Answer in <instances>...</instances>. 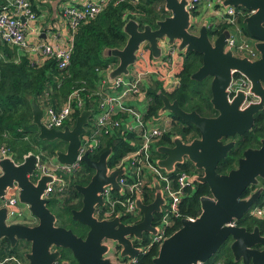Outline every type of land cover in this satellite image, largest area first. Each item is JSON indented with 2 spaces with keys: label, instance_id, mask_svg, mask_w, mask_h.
Wrapping results in <instances>:
<instances>
[{
  "label": "water",
  "instance_id": "obj_1",
  "mask_svg": "<svg viewBox=\"0 0 264 264\" xmlns=\"http://www.w3.org/2000/svg\"><path fill=\"white\" fill-rule=\"evenodd\" d=\"M186 5L187 0H163V9L168 15L156 20L155 27L144 24L139 28L137 21L128 18L122 25L126 35L124 45L101 51L103 57H113L117 61L106 75L109 81L116 76H128V67L134 65L135 53L142 43L147 44L151 58H159V40L176 43L177 51H192L200 56L199 66L189 76L191 80L210 78L209 103L216 113L213 116L184 111L176 101H170L159 89L156 90L161 102L157 114H173L192 124L197 137L184 142L178 135H172L170 146L160 144L155 147L158 154L155 163L158 168L172 172L184 160L189 161L194 168L201 170L200 174L193 176V182L206 184L208 195L199 197L197 216L181 218L179 227L161 241L149 264H196L210 258L226 240H229L228 249L234 263L264 264V234L260 233L258 226L247 230L244 226L228 224L245 214L248 216V208L263 191L260 181H264V137L259 138L258 147L243 149L234 168L224 174L215 171L217 163L234 145L233 139L226 142L223 139L249 131L255 115L264 110V0L221 2L222 7L233 6L247 11L242 23L258 52V58L252 61L224 50L229 36L227 28L209 35L207 25L202 23L197 32H191V16ZM234 74L246 78L248 91L256 98L255 102L242 106L244 93L240 90L228 100L227 87ZM30 111L39 140L58 139L65 143L64 150L54 151L55 162H74L90 110H81L71 127L65 125L59 129L46 128L42 124V109L34 101L30 102ZM110 153L111 149L107 148L96 159H90L87 151L79 157V161L92 172L86 184L74 185L80 195V206L69 213L71 220L86 227L83 238L71 229L57 225L55 216L47 207L48 199L43 197V190L51 177L43 174L35 182L29 179L35 169L33 153L23 155L20 162H14L8 156L0 158V239H6L10 247L21 241L28 243L27 250L22 253L26 264H55L60 257L59 248L68 250L77 264H111L107 257L110 252L108 243L118 249V264L135 258L141 250L131 241L141 240L144 233H156L152 220L155 214H159L164 199L159 185L154 183L150 202L145 204L140 198L134 200L135 208L141 213L139 222L123 224L118 215L96 218V208L103 206L102 188L109 186L111 190H120L116 177L123 173V168L108 171ZM13 185L18 203L27 210L22 221L8 217V209L3 204L5 191ZM250 186L255 189L241 197ZM59 264L69 263L61 260Z\"/></svg>",
  "mask_w": 264,
  "mask_h": 264
},
{
  "label": "trees",
  "instance_id": "obj_2",
  "mask_svg": "<svg viewBox=\"0 0 264 264\" xmlns=\"http://www.w3.org/2000/svg\"><path fill=\"white\" fill-rule=\"evenodd\" d=\"M71 2L75 6H80L78 2ZM31 8L35 12L32 6ZM235 9L237 11V22L243 32L248 35L242 23V18L247 11L242 8ZM166 15L168 13L163 9V0H106L98 13L80 21L75 27L69 60L64 68H58L57 62L48 57H45L39 64H31L29 58L23 53H20L16 59L11 54V51L16 47L11 46L12 48H10L9 44L0 41V51L2 53V56H0V147L8 149V154L14 162H20L23 155L28 152L38 154L41 161L45 160L48 154L53 155L57 149L56 144L53 143L54 146L50 144V141L37 138V127L31 122L30 102L34 101L41 109L46 106L58 109L74 89H82L79 94L85 102L84 109H89L91 112L94 108L96 110L98 97L91 95L89 100L85 98V95L91 93L94 89L93 83L99 76L95 68H100L108 62H116V58L103 57L101 55L102 49L121 48L124 45L126 35L122 31V25L128 18L137 21L139 28L144 24L155 27L154 22ZM192 15H195V12H192ZM225 27L226 25L222 23L211 24L207 26V32L209 35H215ZM179 52L182 56V62L177 73L178 85L170 92L164 91L159 83H155V86L148 88L147 95L150 100L144 118L155 115L161 106V102L156 95L158 89L170 101H176L177 105L184 111L193 110L201 116L216 114L209 103L210 93L207 80L195 81L189 78L190 74L200 64V56L192 51ZM133 67L134 65L128 67L129 72ZM80 111L74 110L71 120L65 121L63 125L71 127ZM171 117L176 122L170 125L167 131L160 134L155 142V147L162 145L164 142L170 144L169 135L171 134L178 135L184 142H189L197 137V131L192 124L176 118L173 114H171ZM263 121L262 114H256L252 128L241 136H235L233 147L217 163L215 169L217 173H226L234 166L236 157L240 156L243 149L255 147L259 144V138L264 137ZM101 140L98 151L91 154L90 158L96 159L101 151L110 148L111 153L107 158L108 167L118 164L126 154L134 150L135 144L138 143L136 132H129L123 128L110 132ZM152 155L157 158L156 152L153 151ZM80 166L82 167L80 168ZM179 171L194 172V168L189 161L185 160L184 163L178 164L175 172L168 176L173 177ZM91 172V169L80 163L79 168L70 174L61 173V177L65 181V187L62 192L54 191L47 203V207L55 216L56 224L71 229L77 236H83L86 227L70 219V210L77 209L80 205V195L74 189V185L86 184ZM260 183H263V180ZM153 192V187L142 186L141 201L145 204L150 202ZM248 193L247 188L241 193V197L247 196ZM117 194V192H113V195L116 196ZM202 195H208L206 184L194 182L191 188L185 190V194L179 203L180 219L185 217L194 218L198 215V199ZM118 210L123 211V208L117 205L115 212ZM115 212L111 216L115 215ZM119 216L123 224H133L141 220L140 212ZM156 219H158V214L154 215L153 221ZM235 224L244 226L247 230H251L256 225L260 233L264 234V225L258 218L245 214L236 220ZM179 225V219H177L166 230V234H170ZM147 241L148 238H145L142 245ZM228 244L229 240H226L219 247L214 258H221L222 264H237L232 261ZM21 250L23 249L19 242L10 247L6 239H0V261L9 257H15L23 261V251ZM156 252L157 247L152 245L146 252L138 254L132 264H149ZM59 254L60 260H66L69 264H77L68 250L59 248ZM3 264L16 263L7 260Z\"/></svg>",
  "mask_w": 264,
  "mask_h": 264
},
{
  "label": "built area",
  "instance_id": "obj_3",
  "mask_svg": "<svg viewBox=\"0 0 264 264\" xmlns=\"http://www.w3.org/2000/svg\"><path fill=\"white\" fill-rule=\"evenodd\" d=\"M105 1L86 0L80 6L64 5L60 11V15L67 26L68 35L62 40L57 39L58 41H52L51 38L50 41L37 43L33 48L27 50L25 54L31 64H39L45 57H48L57 62L58 68H64L69 60L75 27L80 21L98 13L104 6ZM199 1L187 0L186 9L189 11L191 18L193 16L192 12L196 11ZM203 1L207 8L212 7L214 2L221 7L222 2V0ZM10 6L14 8V11H6L4 9L0 11V41L15 46L18 51L23 53L26 49L24 39L26 31L29 23L36 19V14L32 10L28 0H14L10 3ZM216 16L220 19V23L227 25L225 28L229 32L224 50L229 51L235 57L246 58L250 61L257 59L258 52L253 45V39L246 35L237 24L236 9L233 6L222 7V10L217 12ZM20 17L23 18V21L20 20ZM193 24L194 21L191 20L190 28ZM229 27H233V32ZM197 30V27L195 30L190 29L194 33ZM157 45L161 47V54L157 59L151 58L146 43H142L139 46L135 53L136 61L134 63V67L136 66L137 69L133 67L128 76L120 75L114 77L111 81L107 80L106 74L116 65L117 61L108 62L100 68H95L99 76H97V80L93 83L94 89L91 93L86 94L85 98L89 100L91 95L98 97L96 101V116L92 122L87 121L84 126L85 131L80 137L75 161L71 164H61L57 162L53 163L48 158L45 164L40 160L38 154H34L36 157L35 169L28 176L32 182H35L43 174H48L51 177V180L46 183L43 190V197L49 199L54 191L62 192L65 187L64 179L61 176L55 177L52 174L53 171L70 174L72 171L78 169L81 163L79 161L80 155L87 151V155L90 158L91 154L97 152L101 146V139L114 130L117 131L119 128H123L129 132H136L138 143L135 144L134 150L126 154L115 166L108 167V171L123 168V173L116 177L120 190H111L109 186L102 188L100 195L103 206L96 208L95 216L111 218L117 205L123 208V211L118 210L115 212V215L118 216L139 212L135 208L134 200L135 198L141 199L142 186L153 187L154 183H157L160 187L164 203L160 207L158 219L152 221V226L156 228V233L147 235L148 241L140 246L141 253L146 252L152 245L158 247L161 241L168 235L166 234V230L177 219L180 221L179 203L185 194V190L193 186L194 182L192 178L195 175L194 172L179 171L173 177H169V174L175 172L176 167L172 172H166L158 168L155 163L156 157L152 155L155 149V142L160 134L167 131L168 127H170L171 115L166 114L168 117L162 118L159 126H153L148 122L149 117L144 118L145 112L140 116L129 105L123 102L124 99L135 96L139 100L143 99L147 105L150 100L147 95V89L155 86V83H159L160 87L166 92L172 91L178 85L179 79L177 73L181 67L182 56L179 59H173V52L177 50L176 43L168 44L165 40H159ZM149 74H154L155 76H147ZM248 88L249 84L246 78L234 74L227 87L228 100L240 90L244 93L242 106L255 102L256 98L248 91ZM81 91L82 89H74L58 109H53L50 106L44 107L41 117L42 124L46 128H62L65 121L71 120L74 110L84 109L85 102L79 94ZM127 119H132L134 124L126 123ZM5 156L11 158L8 154V149L0 147V158ZM31 177H36V179L34 180ZM260 186L263 191L246 213L248 216L258 218L264 225V183H260ZM10 189L15 191V195L5 196L4 194L3 204L8 209V217L14 219L11 207L16 206V203H18L17 190L15 185ZM111 192H117L118 194L116 196L111 195ZM228 224L233 225L235 221H231ZM108 245L110 247L108 256L111 260L117 262L118 249L112 247L109 243ZM7 260L13 261L16 264H24V262L15 257L3 259L0 261V264H3ZM129 261L133 263L135 258ZM196 264H222V259L210 257L205 261H198Z\"/></svg>",
  "mask_w": 264,
  "mask_h": 264
},
{
  "label": "crops",
  "instance_id": "obj_4",
  "mask_svg": "<svg viewBox=\"0 0 264 264\" xmlns=\"http://www.w3.org/2000/svg\"><path fill=\"white\" fill-rule=\"evenodd\" d=\"M14 0H0V11L1 10H8V11H14V8L10 6V3ZM30 5L34 8L36 12V19L34 21H31L29 23L28 29L26 31L25 35V44L26 49L23 52L27 50H30L34 47L37 43H44L47 41H50L52 38V41H58L57 39H65L68 35V29L65 24V22L62 20L60 11L62 10L64 5H73L71 1L78 2V4H81L82 2L86 0H28ZM210 10L204 11V20L198 25L200 26L202 23H205L206 25L211 24H217L220 23V19L216 16V13L222 10V6L215 7L214 5L212 7H208ZM197 9L195 11V15L192 16L191 20L194 21V23L199 22V19L197 20ZM197 26V28H199ZM10 48H12L11 44ZM14 50V51H13ZM11 51V54L17 59L19 57V54L22 53L17 50V48H14ZM0 51V56L1 55ZM26 55V54H25ZM181 53L177 50H174L173 52V59H179ZM107 75V74H106ZM147 76H155L154 74H149ZM177 167V166H176ZM154 194V192H153ZM153 198V197H152Z\"/></svg>",
  "mask_w": 264,
  "mask_h": 264
},
{
  "label": "rangeland",
  "instance_id": "obj_5",
  "mask_svg": "<svg viewBox=\"0 0 264 264\" xmlns=\"http://www.w3.org/2000/svg\"><path fill=\"white\" fill-rule=\"evenodd\" d=\"M214 6L215 7H217L218 5L217 4H215V2H214ZM205 10H210V8H207L206 7V5H205V2L203 1V0H200L198 3H197V14H196V16H197V20L199 19V22H197V23H194L193 24V26L191 27V28H189V29H191V30H195L196 29V27L205 19L204 18V16H203V14H204V11ZM238 25H239V23H237ZM227 26V25H226ZM240 26V25H239ZM199 27V26H198ZM241 27V26H240ZM230 28V27H229ZM231 29V31L233 32V27L232 28H230ZM134 69H137V67L135 66L134 67ZM133 69V70H134ZM123 102L125 103V104H127V105H129L135 112H137L140 116H141V114L143 113V112H145V110H146V107H147V105H146V103H145V101L143 100V99H141V100H139L137 97H135V96H130V97H128V98H126V99H124L123 100ZM166 114H168V113H163V114H155V115H153V116H151V117H149V119H148V122L151 124V125H153V126H159L160 125V120L162 119V118H167L168 116L166 115ZM95 116H96V110H95V108L93 109V111L90 113V115H89V117H88V119H87V121H89V122H92L93 121V119L95 118ZM126 123H128V124H134V121L132 120V119H127L126 120ZM64 126V125H63ZM56 144V147H57V149H64V143H62L60 140H58V139H55V140H50V144L51 145H54V144ZM55 146V145H54ZM56 149V148H55ZM43 154H46L45 152H42ZM157 157H158V154H157ZM48 158H49V160L51 161V162H53V163H55V160H54V154L52 155V154H48V157L45 159V160H43V163H47V161H48ZM185 161V160H184ZM184 161H183V163H184ZM236 166V164L233 166V168ZM82 166H80V168H81ZM52 174L55 176V177H60L61 176V173L59 172V171H53L52 172ZM32 179H36V177H31ZM263 183H264V181H263ZM255 188H253V190H254ZM252 190V191H253ZM251 191V192H252ZM15 195V191L13 190V189H8L7 190V192L5 193V196H14ZM64 195V194H63ZM111 195H113V192H111ZM24 206L22 205V204H20V203H16V206H12L11 208L13 209V217H14V219L15 220H20V221H22L23 219V217L24 216H26L27 215V210L25 209V208H23ZM19 213V214H18ZM137 213V212H136ZM148 235V234H147ZM21 244V246L22 247H25L24 246V244H22V243H20ZM21 251H23V250H21ZM218 251V250H217ZM216 251V252H217ZM218 253V252H217ZM214 257H216V253L215 254H213L212 256H211V258H214ZM21 262H24V264H26V262H25V260H23V261H21Z\"/></svg>",
  "mask_w": 264,
  "mask_h": 264
},
{
  "label": "flooded vegetation",
  "instance_id": "obj_6",
  "mask_svg": "<svg viewBox=\"0 0 264 264\" xmlns=\"http://www.w3.org/2000/svg\"><path fill=\"white\" fill-rule=\"evenodd\" d=\"M209 77L208 78H205V80H207V82L209 83ZM204 80V79H203ZM178 82H179V80H178ZM261 114H262V116H263V118H264V110L262 111V112H260ZM176 121L171 117V125L173 124V123H175ZM263 124H264V121H263ZM263 127H264V125H263ZM173 134H171V135H169V138H171L170 136H172ZM234 140V143H235V136H233V137H230V138H227V139H223V142H226V141H228V140ZM64 143V142H63ZM162 145H164V146H170L171 145V142H170V144H168V143H166V142H164ZM259 145V144H258ZM258 145L257 146H255V147H258ZM255 147H252V148H255ZM243 151V150H242ZM241 151V152H242ZM240 156H241V154H240ZM240 156H237L236 157V159H235V163H234V165L236 164V161H237V158L238 157H240ZM194 168V167H193ZM233 168V167H232ZM194 172H195V174H200L201 173V170L200 169H196V168H194ZM248 188V190H249V192H251L252 190H253V188H254V186H250V187H247ZM246 188V189H247ZM79 202H80V197H79ZM80 206V205H79ZM79 208V207H78ZM96 218H98V219H100V218H103V216H98V215H96ZM119 219H120V216H119ZM153 221V220H152ZM125 224V223H124ZM86 233V232H85ZM85 233H84V235H85ZM84 235L83 236H79V237H84ZM148 236H147V234H143L142 235V238H141V240H134V239H132V244H133V246L134 247H139L140 248V246L142 245V241L145 239V238H147ZM19 243H22V244H24V246L25 247H22V249H23V252L24 251H26L27 250V248H28V243H25V242H19ZM107 257L110 259V257L107 255ZM111 260V259H110ZM60 259H58V261L55 263V264H59L60 263ZM117 261V260H116ZM118 262V261H117ZM117 262H114L113 260H111V264H117ZM123 262H125L126 264H132L128 259L127 260H125V261H123Z\"/></svg>",
  "mask_w": 264,
  "mask_h": 264
}]
</instances>
